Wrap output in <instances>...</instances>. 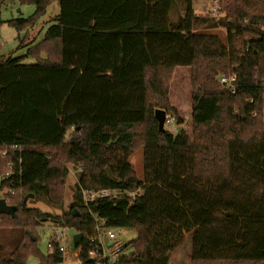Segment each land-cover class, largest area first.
Segmentation results:
<instances>
[{
  "label": "trees",
  "instance_id": "16d2710c",
  "mask_svg": "<svg viewBox=\"0 0 264 264\" xmlns=\"http://www.w3.org/2000/svg\"><path fill=\"white\" fill-rule=\"evenodd\" d=\"M6 1L34 6L8 20L18 31L53 1L59 13L25 55L0 60V190L14 189L16 206L0 212V264H65L58 243L39 251L46 220L80 232L78 264H147L148 197L129 160L141 147L166 152L155 192L176 232L191 234L190 264H264V0H215L220 17L196 15L193 0ZM215 27L226 42L201 31ZM178 66L191 70L192 136L159 130L154 115L182 123L169 95ZM221 74H236L234 93ZM185 148L183 173L174 153ZM69 163L81 169L69 210L29 207L33 195L63 208ZM99 190L110 193L84 199ZM101 219L136 231L131 258L103 257L91 241Z\"/></svg>",
  "mask_w": 264,
  "mask_h": 264
},
{
  "label": "rangeland",
  "instance_id": "374dc122",
  "mask_svg": "<svg viewBox=\"0 0 264 264\" xmlns=\"http://www.w3.org/2000/svg\"><path fill=\"white\" fill-rule=\"evenodd\" d=\"M192 5L195 14L199 16L211 15L220 17L225 14L215 0H193ZM33 10L34 6L32 4L20 5L14 1H6L0 6V60H5L10 56L17 57L26 54L28 47L41 40L47 27L53 24L51 20L59 13V6L56 1L51 2L47 8L46 14L38 21V28L42 29L38 40L34 42L30 41L22 45L24 40L20 42L18 36L22 37L24 32L18 31L14 26L8 24V20L27 17L32 14ZM181 13L182 11L180 9L178 15ZM176 16L177 15H172L173 18H176ZM201 31L204 33L217 34L224 42L227 40V30L224 27L204 28ZM23 62L34 63L35 59L31 56H27ZM190 77V67L178 66L174 69L169 95L171 102L179 111L182 123L178 124L177 119L168 114L173 117V120L170 122L166 121L164 124V129H168L174 134H176L181 127L184 128L190 136H192L193 133ZM174 156L178 160L183 173L191 169L192 150L190 148L177 149ZM165 159V150L145 149L143 147L132 153L129 158L134 171L143 183L142 188H140L138 192L145 193L148 197L146 227L147 235H149L150 240L148 242L147 264H190L191 234H180L176 232L171 217L164 209L162 197L155 192V188L158 184L153 181L162 171ZM68 167L69 175L64 189L63 208L50 204L43 199L32 200V197L28 198V206L39 208L52 215H60L63 212H67L69 210V204L73 199L75 184L81 174L79 166L69 163ZM3 177L4 175H0V181ZM7 191L8 187H4L3 190H0V197L6 199V207H11L13 209L15 207L16 210L14 198H12V195L15 194L8 195L6 194L8 193ZM21 192L22 191H20V193ZM7 214H9L10 217H15L16 215ZM55 228L63 231L65 234L62 244L65 245L66 251L70 252L76 250V244L80 241V232L75 228L60 227L55 225L51 220H46L37 227V233L39 234L37 245L39 251L43 255L52 252V249L48 247V241ZM113 230L116 234V239L113 243L111 240L104 241V254L107 255L110 262H112L114 259L113 253L115 251V246L122 245L125 248L123 254H120L118 257L131 258L133 256L132 247H128L126 244L136 238V231L128 228H115ZM29 262L31 264H37L38 260L35 257H31Z\"/></svg>",
  "mask_w": 264,
  "mask_h": 264
},
{
  "label": "built area",
  "instance_id": "2783aa9c",
  "mask_svg": "<svg viewBox=\"0 0 264 264\" xmlns=\"http://www.w3.org/2000/svg\"><path fill=\"white\" fill-rule=\"evenodd\" d=\"M236 74H221L219 75V80L220 82L225 85V87H227V89H230L233 93L235 92L236 89ZM171 120H173V117L169 116L168 114L166 115V121L170 122ZM13 149H16L17 146H13ZM6 152H3V154H5ZM11 166V163L9 164ZM11 174V171H9L6 176H9ZM8 193L11 194H15V190L12 188H8ZM110 193V191L108 190H99V191H83V196L85 200H90V199H94L95 197L98 196H105L108 195ZM1 198V197H0ZM5 202L6 199L4 197H2ZM7 214V213H6ZM16 214V210L14 211V214ZM9 215V214H8ZM1 220V219H0ZM104 219H101L98 221L97 225H96V232L97 235L93 236L91 238V241H98L100 243V246L102 247L103 250V257L106 258V255L104 254V241L106 240H111L112 243L114 242V240L116 239V234L114 232L113 229H105L103 230V225H104ZM65 237V234L63 231L57 230L55 232H53L52 237L50 238V240L48 241V247L50 249H52L53 244L54 243H58L59 245V249L64 253L66 251V247L65 245L62 244L63 238ZM123 250H124V246L122 245H116L115 246V251L113 253L114 259L117 258L120 254H123ZM89 255L91 257H96L97 255V250H91L89 251ZM113 259V261H114ZM112 261V262H113Z\"/></svg>",
  "mask_w": 264,
  "mask_h": 264
},
{
  "label": "crops",
  "instance_id": "0c3cea01",
  "mask_svg": "<svg viewBox=\"0 0 264 264\" xmlns=\"http://www.w3.org/2000/svg\"><path fill=\"white\" fill-rule=\"evenodd\" d=\"M34 11V10H33ZM57 11V9H56ZM38 25L39 23L37 22L34 26H31V27H28L26 29H23L21 30V32H24L23 36H18L19 38V41L21 42L22 40H24V43L22 45H24L25 43L27 42H30V41H35V40H38V37L40 36V33L42 32V29H39L38 28ZM45 33V32H44ZM44 33H43V36H44ZM43 38V37H42ZM41 38V39H42ZM28 40V41H27ZM40 41V40H39ZM37 43V42H36ZM22 55H25V54H22ZM78 181V180H77ZM59 229H54L53 232L57 231ZM53 235V234H52ZM148 236V242H149V235ZM52 237V236H51ZM50 237V238H51ZM81 237V236H80ZM50 240V239H49ZM78 254H79V250L76 248V250L74 251H70V252H67L65 251V253L63 254V258H64V263H71V264H78L80 262L79 260V257H78ZM172 255V254H171ZM107 257V255H106Z\"/></svg>",
  "mask_w": 264,
  "mask_h": 264
},
{
  "label": "water",
  "instance_id": "95a60500",
  "mask_svg": "<svg viewBox=\"0 0 264 264\" xmlns=\"http://www.w3.org/2000/svg\"><path fill=\"white\" fill-rule=\"evenodd\" d=\"M154 115L158 121L159 130H163L164 124L166 122L167 112L163 108H156ZM31 197H33V195H31ZM25 200L27 201L28 197H26ZM14 211H15V207H14V209L11 207H6L5 200L3 198H0V212L14 214Z\"/></svg>",
  "mask_w": 264,
  "mask_h": 264
}]
</instances>
